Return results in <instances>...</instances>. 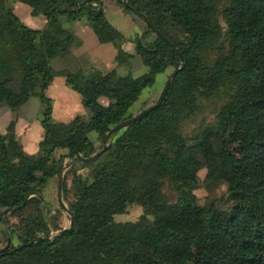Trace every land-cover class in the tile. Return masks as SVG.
<instances>
[{
    "label": "trees",
    "instance_id": "16d2710c",
    "mask_svg": "<svg viewBox=\"0 0 264 264\" xmlns=\"http://www.w3.org/2000/svg\"><path fill=\"white\" fill-rule=\"evenodd\" d=\"M20 1L47 23L30 26L0 0V103L17 110L39 96L44 133L38 150L28 152L15 118L0 131V233L6 244L14 233L19 238L0 251V264H264V0H128L125 8L145 13L160 31L153 42L138 40L149 67L139 75L52 65L83 43L61 18H85L100 42L117 48L119 65L132 63L135 53L124 47L123 32L100 0ZM37 39L42 63L34 59ZM211 52L216 56L209 60ZM169 66L182 67L159 106L114 133L98 159L72 155V182L64 179L63 186L72 195V230L36 239L62 228L48 212L44 189L63 157L101 149L108 131L135 115L139 96ZM58 74L81 94L87 116L54 118L46 88ZM220 92L225 101L216 119L185 134L182 122L199 100ZM192 161L207 168L209 179L227 183L230 204L192 197L198 183ZM165 180L177 193L174 200ZM134 202L144 208L138 219H115Z\"/></svg>",
    "mask_w": 264,
    "mask_h": 264
},
{
    "label": "rangeland",
    "instance_id": "374dc122",
    "mask_svg": "<svg viewBox=\"0 0 264 264\" xmlns=\"http://www.w3.org/2000/svg\"><path fill=\"white\" fill-rule=\"evenodd\" d=\"M102 7L105 13L110 17V20L114 22L117 27L121 29L124 34V47L127 50L135 53V57L132 60L131 64H122L119 65L117 59L113 60L112 56H108L109 60H101L99 56L95 55L93 63L83 64V68L86 70L91 69V67H99L105 71L110 70L112 68H117L120 72L126 73L127 71H132L134 75H139L149 69L147 64L144 62L142 55L140 54L141 46L139 44V39L141 38L144 42L150 43L157 39V31L152 28L144 16L141 13H137L133 8H125L124 0H100ZM220 21L225 24L224 20L221 16H219ZM177 32V31H176ZM117 51V48H116ZM145 53V51L143 50ZM117 56V54H116ZM216 56L215 52H211L207 54L209 60ZM34 59L37 63H42L44 59V50L42 46V42L40 39L36 40V48L34 51ZM174 70V66H169L166 70L157 72L155 75V80L152 84L146 87L143 93L139 96L138 101L135 103L133 107V114H137L141 110L149 107L154 104L158 99L167 77ZM81 96L80 93H78ZM55 103L60 105L63 101V98L54 94ZM82 97V96H81ZM103 102H107L108 99L104 95L101 97ZM225 101V95L220 92L217 95H214L210 98H201L198 102V107L196 111L185 118L182 122V130L185 134L191 135L193 134L199 126L213 122L216 119V114L221 106V104ZM28 107V116L32 121L39 120V125L41 127L42 132L44 133V129L41 123V117L44 109V104L41 101V98L37 95H33L29 102L27 103ZM83 115H88V112L81 113ZM94 136L96 133L93 132ZM99 142V141H98ZM65 151H59L57 156H60L61 153ZM64 161L63 168V178L67 179V183L70 185L72 182V171L73 166H75L71 160L72 157H69L67 154L62 159ZM61 160V161H62ZM61 163V162H60ZM72 163V164H71ZM90 167H82L80 169L81 172H88ZM190 172L193 175L198 176V183L194 190L191 192L192 197L200 202L207 203L213 201L217 203V205L221 207H225L231 202L226 198L227 191V183L225 181H213L207 177V168L201 165L196 161H192L190 163ZM56 178L53 180V189H50V178L47 180V189L44 194L45 200L48 204V212L50 215H55L58 218L60 226H69L70 224V213L68 211L69 205L68 201L72 199L71 194L64 193L62 190V196L65 202V205H62L57 196L58 192V178L57 174L53 175ZM64 186V185H63ZM164 191L167 193L168 197L171 200H174L177 196V193L173 190L168 180L164 181L163 186ZM144 212V208L141 204L134 202L129 205L128 209L125 212L117 213L115 215L116 220H135L140 217V215ZM14 218V217H13ZM60 229L51 230L52 234H55ZM3 235L0 233V247L6 244L5 238L3 239ZM13 243H18L19 238L15 239L12 237ZM191 255L196 258L198 255V248L196 244H193L190 248Z\"/></svg>",
    "mask_w": 264,
    "mask_h": 264
},
{
    "label": "crops",
    "instance_id": "0c3cea01",
    "mask_svg": "<svg viewBox=\"0 0 264 264\" xmlns=\"http://www.w3.org/2000/svg\"><path fill=\"white\" fill-rule=\"evenodd\" d=\"M8 5L11 6L20 18L30 26L42 28L47 23V18L44 15H35L32 13V6L28 2L8 0ZM107 17L110 19L108 15ZM61 21L64 26L73 28L75 33L82 39L83 43L79 46H73L65 57H54L51 60L54 67H82L83 64L93 63L95 55L99 56L101 60H109L107 59L108 56H112L113 60H115L117 54L116 47L110 42H100L91 25L85 18L77 20L61 18ZM112 23L115 24L114 22ZM46 92L53 98V114L55 119L67 121L78 113L88 112L87 108L82 103V97L79 96L78 92L68 84L65 75H55L51 83L47 86ZM54 94H58L63 98L60 105L55 103ZM29 100L17 110H13L5 103H0V131L6 132L10 121L15 118L16 132L21 139L25 150L28 152H36L39 148V141L43 136V132L39 125V120L32 121L29 119L27 107ZM55 178L56 176L50 178V189H53V180ZM47 187L48 185L46 184L44 194ZM13 236L15 239L18 238L17 233H14Z\"/></svg>",
    "mask_w": 264,
    "mask_h": 264
},
{
    "label": "water",
    "instance_id": "95a60500",
    "mask_svg": "<svg viewBox=\"0 0 264 264\" xmlns=\"http://www.w3.org/2000/svg\"><path fill=\"white\" fill-rule=\"evenodd\" d=\"M124 3H125L126 5H130L129 2H128V0H124ZM142 15L144 16V18L146 19V21L148 22V24H149L152 28H154L158 33H160L159 29H158V28H157V27H156V26L150 21V19L147 17V15H146L145 13H142ZM170 43H171V45H172V46L178 51L177 47H176L171 41H170ZM179 54H180V56H181L182 61H183V62L186 61V57H185V55L182 54V53H179ZM181 67H182V66H180V67H179L178 69H176V70H173V71L169 74V76L167 77V80H166V82H165V85H164V87H163V89H162V91H161V93H160L158 99L156 100V102H155L154 104H152L151 106H149V107H147V108L141 110L140 112H138L137 114L133 115L132 117L127 118V119H125V120H122L121 122H119L118 124H116L115 126H113V127L108 131V133H107V135H106V137H105V139H104V146H103L101 149H99L97 152H95V153H94L93 155H91V156H83V155H81L80 152H79L78 150H76V149H75V150H72V151L69 152L67 155H68L69 157H72V155L76 154V155H78L80 158H82V159H84V160H87V161H94V160L98 159V158L101 156V154L105 151V149L108 147V140L110 139V137H111L114 133L118 132L122 127L127 126V125L131 124L132 122L136 121L137 119L141 118L143 115L147 114V113L150 111L151 108L157 107V106H159V105L162 103V101H163V99H164V97H165V95H166V93H167V91H168V89H169V86H170V84H171V81H172V77H173V75H175V74L179 71V69H181ZM63 168H64V161L62 160L61 163H60V165H59V167H58V173H57V177H58V192H57L58 194H57V196H58V200H59V202H60L62 205L66 206V205H65V202H64V199H63V196H62V190H63V185H64ZM68 211H69V213H70V224H69V226H64V227H62V228H61L57 233H55V234H51V235H49V236H38L36 239L43 237V238L46 239V240H50V239H52L54 236H57V235H59V234H63V233H65L66 231H70V230H72L73 225H74V215H73V212H72L70 209H68ZM10 243H11V237L8 238L7 244H6L5 246L0 247V251H1L2 249L7 248V247L9 246Z\"/></svg>",
    "mask_w": 264,
    "mask_h": 264
},
{
    "label": "built area",
    "instance_id": "2783aa9c",
    "mask_svg": "<svg viewBox=\"0 0 264 264\" xmlns=\"http://www.w3.org/2000/svg\"><path fill=\"white\" fill-rule=\"evenodd\" d=\"M52 234V233H51Z\"/></svg>",
    "mask_w": 264,
    "mask_h": 264
}]
</instances>
